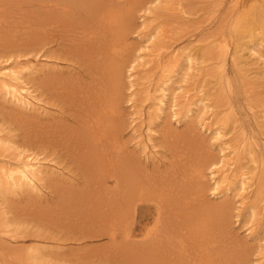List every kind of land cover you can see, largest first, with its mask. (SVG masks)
Instances as JSON below:
<instances>
[{
	"label": "bare ground",
	"instance_id": "6f19581e",
	"mask_svg": "<svg viewBox=\"0 0 264 264\" xmlns=\"http://www.w3.org/2000/svg\"><path fill=\"white\" fill-rule=\"evenodd\" d=\"M20 1L0 0V12L8 14ZM141 1H30L31 7L35 5L46 16L57 17L58 54L80 56L85 67L82 78L72 82L75 87H69L68 80H57V97L69 100L76 108L70 124L57 122V148H71L89 177L86 188L90 192L84 198L92 223L85 230L91 236L106 237L124 264H238L233 252L224 248L218 212L229 198L251 191L254 168L248 165L241 170L243 144L226 139L227 132L221 126L228 125L234 111L231 100L226 98L233 86L225 65L229 58L245 93L253 90L256 79L249 74L246 59L254 58L256 68L264 67V0H229L227 16L221 23L227 20L232 34H208L205 42H186L180 50L165 40L167 32L174 28L170 23L177 26L179 13L183 16L180 0H151L140 19L141 33L135 34L140 43L130 39L134 12ZM158 11L167 12L163 16L169 20L167 24L150 23L160 17ZM182 31L185 34L191 30L186 26ZM245 37L248 40L241 41ZM39 40H28L25 45ZM132 53L135 55L128 65ZM11 64L0 62V95L25 110L42 108L41 99L23 78V67ZM142 70L152 74L138 75ZM125 75L130 84L128 102L137 113L132 118L137 122L132 130L145 123L146 131H153L150 119L160 118L165 107L170 108V118L176 123L194 120L198 108L207 113L211 121L202 117L197 120L199 127L213 131L220 140L219 157L209 161L207 172L200 159L180 144L169 143L170 160L162 170L148 169L121 142L120 101ZM247 94L250 96V92ZM225 99L226 115L220 120L212 119L217 113L213 108L224 104ZM150 107V112L143 110ZM255 120L264 125V113H258ZM149 134L145 148L153 147L149 145ZM247 139L251 147L257 145L254 134ZM0 154V192H41L47 160L3 134ZM235 188L239 193H233ZM263 189L261 182L257 188L259 197L264 195ZM207 194L223 200L221 206L212 204ZM245 198L241 196L239 204L246 203L243 208L249 209L252 216L258 214ZM254 220V227L245 228L249 236L264 228V220ZM1 230L10 233L7 222ZM0 264L6 263L1 259ZM257 264H264V253Z\"/></svg>",
	"mask_w": 264,
	"mask_h": 264
},
{
	"label": "rangeland",
	"instance_id": "374dc122",
	"mask_svg": "<svg viewBox=\"0 0 264 264\" xmlns=\"http://www.w3.org/2000/svg\"><path fill=\"white\" fill-rule=\"evenodd\" d=\"M30 1L18 2V6L8 14L0 12V62L23 67V78L29 81L43 107L38 110H25L0 95V134L7 136L21 148L34 151L47 160V176L42 182L40 193L26 189L21 192H0V260L6 264H33V261H36V264H124L119 253L110 248L106 237H95L86 232L85 227L92 223L85 200L90 192V188H86L89 177L81 170V161L74 158L71 148H57V122L70 124L76 111L69 100L57 97V80H68L69 87H75L76 83L74 85L72 82L83 76V59L80 56L58 54L57 17L46 16L35 5L31 7ZM180 2L183 4V16L179 13L177 26L176 23H170L174 28L167 32L169 36L165 39L172 48L180 50L186 42L194 44L197 39L205 42L208 34L221 31L227 37L232 34V29L227 27L229 22L225 20L221 23V19L227 16L229 0ZM147 6H151V0H142L134 12L135 24L131 27L130 39L136 43L141 40L135 34L141 33L140 19ZM157 13H160V17L150 22L153 25L165 21L163 16L167 12ZM229 13L231 14L230 11ZM151 16L146 20H150ZM168 21L166 19L165 24ZM186 26L191 31L183 34L182 29ZM34 38L40 40L31 46L25 45L26 41ZM244 40H248V37L241 41ZM134 55L132 53L128 57V65ZM246 63L250 68L249 74L256 79L253 90L248 91L250 96L248 92L245 93V87L237 75L235 76L230 59L226 61L225 68L233 86L232 90L226 93V98L231 100L234 115L232 113L228 125L221 126L227 132L226 139L230 138L231 143L239 140L243 144L241 170H246L248 165L253 166V185L249 193H240L238 197L229 198L223 204L222 211L218 212L221 213L218 224L220 233L223 234L224 248L233 252L235 262L257 264L260 255L264 253V228L256 229V233L251 236L245 232V228L254 227L255 217L264 220V195L259 197L257 193L259 183L264 184V148H260L264 147V125L255 120L258 113H264V67L256 68L257 62L251 57L246 59ZM184 68L185 66L177 76H181ZM148 74H152V71L142 70L138 73L140 76ZM125 77L120 101L121 142L124 141L128 150L135 152L148 169L162 170L170 160L169 143L180 144L196 159H200L207 172L209 161L219 157L217 143L220 142L213 131L199 127L198 119L203 117L206 121H211L207 113L198 108L193 115L194 120L190 119L191 122L187 123L181 120L176 123L170 118V108L165 107L160 118L150 119V128L153 131L147 132L145 123L132 130V126L137 123L132 121V118L137 113L130 108V84L127 75ZM225 102L226 99L224 104L213 108L217 113L212 119L218 120L226 115ZM143 110L152 111L151 107L149 110ZM145 121L147 122V119ZM209 124L211 126V123ZM217 124L220 125L219 122ZM174 133L175 136L172 135ZM148 134L151 138L149 145L152 144L153 147L145 148L144 141ZM250 134L257 137L256 146L254 144L251 147L248 143ZM1 156L3 155L0 154V158ZM233 191L234 194L239 193L237 188ZM207 195L212 204L221 206L223 200ZM244 195L247 204L253 205L258 214L252 216L249 209L243 208L246 203L239 204L241 196ZM4 222L8 223V234L1 230Z\"/></svg>",
	"mask_w": 264,
	"mask_h": 264
}]
</instances>
